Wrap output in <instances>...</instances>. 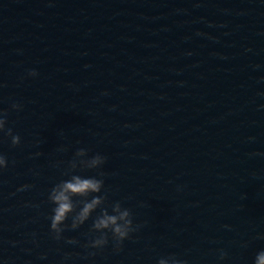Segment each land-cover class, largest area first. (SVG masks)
<instances>
[{
    "label": "water",
    "instance_id": "95a60500",
    "mask_svg": "<svg viewBox=\"0 0 264 264\" xmlns=\"http://www.w3.org/2000/svg\"><path fill=\"white\" fill-rule=\"evenodd\" d=\"M3 111L21 140L0 133V264H254L264 250V0H0ZM82 148L107 159L75 174L102 171L103 207L140 226L120 251L110 233L85 246L99 208L50 232L48 195Z\"/></svg>",
    "mask_w": 264,
    "mask_h": 264
},
{
    "label": "clouds",
    "instance_id": "9594fccd",
    "mask_svg": "<svg viewBox=\"0 0 264 264\" xmlns=\"http://www.w3.org/2000/svg\"><path fill=\"white\" fill-rule=\"evenodd\" d=\"M30 76H37L35 70L29 72ZM14 110H20L22 105L18 103L12 104ZM6 111L0 112V133H4L7 137H11L12 146L20 144V136L13 134L11 128H6L8 123L6 119ZM87 157L86 149H78L73 160L69 162L68 169L63 173L68 179L61 180L55 184L48 195V200L54 205L52 215L50 216V232L56 240L61 239L62 233L66 227L72 230L78 229L85 224L98 208L100 213L96 216L91 226L90 232L94 235L86 247L102 250L109 243V233L113 241L114 250L120 251L123 242L130 239L132 234L139 230V225H134L133 215L130 209L122 207L119 201L112 202L111 214L106 207H103L108 200L107 195H100L104 188V173L98 172L97 176H82L75 174L77 170H93L100 169L106 162V157L96 154L91 158ZM8 166L7 158L0 154V170ZM100 177V178H97ZM29 187L28 185L24 186ZM71 217V224L68 221ZM69 243H76L75 240H69ZM95 255V253H90ZM227 253L221 252L220 259H223ZM171 264H186L184 261L176 259L174 256L167 258ZM158 264H164L160 259ZM254 264H264V250L257 253Z\"/></svg>",
    "mask_w": 264,
    "mask_h": 264
}]
</instances>
